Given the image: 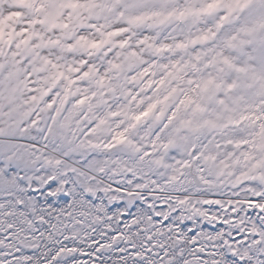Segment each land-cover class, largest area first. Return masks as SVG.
<instances>
[{
    "label": "snow or ice",
    "instance_id": "obj_1",
    "mask_svg": "<svg viewBox=\"0 0 264 264\" xmlns=\"http://www.w3.org/2000/svg\"><path fill=\"white\" fill-rule=\"evenodd\" d=\"M0 264H264V0H0Z\"/></svg>",
    "mask_w": 264,
    "mask_h": 264
}]
</instances>
